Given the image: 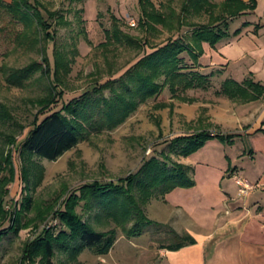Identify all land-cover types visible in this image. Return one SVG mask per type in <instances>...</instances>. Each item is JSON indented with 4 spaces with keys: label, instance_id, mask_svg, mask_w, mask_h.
<instances>
[{
    "label": "trees",
    "instance_id": "16d2710c",
    "mask_svg": "<svg viewBox=\"0 0 264 264\" xmlns=\"http://www.w3.org/2000/svg\"><path fill=\"white\" fill-rule=\"evenodd\" d=\"M258 2L184 0L178 9L173 0H140L138 27L155 36L166 30L170 35L161 44H153L149 35L141 37L124 31L121 19L113 14L112 27L106 31L107 42L139 50L145 48L146 52L118 77L98 82L60 109L51 110L65 95L60 86L61 77H67L72 68L66 51L55 52L53 73L47 43L56 39L54 19L59 24L66 19L44 8L40 0H0V38H9L16 48L39 50L42 55V61L32 60L23 66L4 63L0 70L5 82L11 87L24 88L40 74L51 79L53 92L50 100L42 102V109L21 140L16 131L7 130L16 125L23 131L28 127L18 121L13 107L0 99V243L5 234H19L32 223L31 219L25 220L34 205L31 196L25 197L20 206L15 205L13 212L5 207V199L10 194L9 185L18 175L15 152L20 153L25 161L20 177L25 179L28 188H36L43 179L45 168L34 158L57 160L91 135L114 130L141 104L166 88L174 97L194 102L196 98L189 97L187 92L210 90L214 78L222 74L221 70L210 73L200 70V58L205 54L204 43L216 47L223 39L240 34L242 28L232 31L233 19L256 10ZM215 94L237 103L253 102L264 98V84L252 77L243 81L228 77ZM235 136L200 127L191 134L173 138L168 145L170 152L164 150L161 156L145 159L136 172L126 177L82 185L70 194L65 209L46 206L39 220L43 221L53 213L62 221L64 229L58 236L48 229L45 234L30 240L19 264H55V244L64 240L80 243L73 249L75 254L82 248H89L98 255L108 254L118 238L117 228L97 230L78 212L81 202H85L87 208L97 209L100 223H114L128 236L140 234L154 222L147 214V206L154 197L166 200L167 194L173 190L197 184L195 167L175 160L172 154L188 157L212 139L233 143ZM196 242L191 235H185L183 241L162 247L178 250Z\"/></svg>",
    "mask_w": 264,
    "mask_h": 264
},
{
    "label": "rangeland",
    "instance_id": "374dc122",
    "mask_svg": "<svg viewBox=\"0 0 264 264\" xmlns=\"http://www.w3.org/2000/svg\"><path fill=\"white\" fill-rule=\"evenodd\" d=\"M40 1L44 8L63 15L66 19V22L61 24L55 19L52 22L57 35L55 40L47 43V47L53 73L55 52L65 53L66 51L72 68L67 77L62 75L63 82L61 81L60 86L64 89L65 95L59 98L51 110L60 109L64 103L92 89L98 82L102 83L112 77H118L146 52L145 48L139 50L119 44L111 45L107 42L106 34L107 29L112 27L114 14L121 19L124 31L141 37L149 35L138 27L141 13L140 0ZM183 2L184 0H173V4L178 9L182 7ZM262 16L264 17V6L261 5L257 13L250 18L260 20ZM133 20L135 24L132 23ZM240 23V19L232 21V29L240 26ZM169 35L165 30L156 33V36L149 35V38L153 44H161ZM255 54L256 52L253 55ZM214 56L220 63L225 62L220 53H215ZM208 59L210 60L211 57ZM32 60L42 61L39 50L28 51L16 48L15 43L9 38H0V69L4 63L23 66ZM257 65L254 64L252 57L244 61L235 58L229 71L226 74L224 72L225 75L214 78L213 87L210 90L187 92L189 97L196 98L194 102L174 97L169 88H166L155 98L141 104L123 124L114 130L91 135L57 160L34 158L45 168L43 179L36 188H28L25 179L20 177L25 161L20 153L15 152L18 175L9 185L10 194L5 199V207L13 212L15 205L20 206L25 197L31 196L34 205L27 212L25 220L31 219L32 223L23 228L19 234L9 232L4 235L0 243V264H19L24 248L30 240L45 234L48 229L55 236L64 229L62 221L53 213L43 221L39 220V215L46 206L53 205L55 210L65 209L66 200L70 194L82 185L98 180L103 182L118 180L136 172L145 159L154 155L161 156L164 150L170 152L168 145L175 137L191 134L200 127L208 128L215 133L224 132L225 129L220 122L221 117L228 108H231L233 113L238 103L228 97L216 95L215 90L220 88L224 77H241L245 68L254 69ZM210 71L203 70L204 73H210ZM51 91V79L47 76L38 74L27 87L17 88L8 86L0 70V99L13 107L18 121L28 127L23 131L16 125L14 129L10 128L7 131H16L18 139L21 140L42 109V102L50 100L53 93ZM42 117L43 115L40 119ZM216 143L221 142L220 140L212 141L190 158L172 154L175 160L195 167V179L199 185L198 197L195 198L199 219L196 228L208 231L215 226L218 215L222 219L225 214L223 195L229 192L237 200H248V206L254 211L247 214L248 218L243 223L246 229L248 227L250 235L254 231L253 219L257 218L254 202L257 200L256 196L264 200V190L257 183L258 187L249 195L239 197L235 177H232L234 171L230 170L221 181L220 175L227 166V160L221 145ZM187 197V194L180 193V199L187 200ZM167 203V200L154 197L147 206V214L154 221L153 224L146 226L140 234L128 236L114 223H100L97 219V209L87 208L85 202H81L77 207L78 212L97 230L108 231L114 227L117 228L116 243L108 254L98 255L89 248H82L75 254L73 249L80 246L78 242L73 243L70 240L56 242L55 264H174V252L169 250L167 256H162L164 249L162 246L183 241V235L177 232L179 225L174 217L176 211ZM249 221H252L251 226L247 224ZM50 224L52 228H49ZM8 225L9 222L6 226ZM245 240L247 242L252 240L247 238V233ZM238 242L239 237L230 236L217 244L215 249L219 251L218 256H216L217 250L207 251L209 261L211 259L210 264L214 258L219 260L224 250L226 254L233 253V250L239 248ZM182 253V256L187 255L185 252ZM204 258H206L205 255ZM183 262L184 264L198 263L190 262L189 257H184Z\"/></svg>",
    "mask_w": 264,
    "mask_h": 264
},
{
    "label": "crops",
    "instance_id": "0c3cea01",
    "mask_svg": "<svg viewBox=\"0 0 264 264\" xmlns=\"http://www.w3.org/2000/svg\"><path fill=\"white\" fill-rule=\"evenodd\" d=\"M261 5L264 6V0H259L256 10L233 19V21L236 19L241 20L240 26L232 29L234 31L242 28L240 34L223 39L217 44L216 48L211 47L208 42L204 43L205 54L200 58L201 71L205 69L209 71L221 70V75H225L235 58L244 61L252 57L254 64H258L254 69L247 67L241 77L227 76L224 79L232 77L238 81H243L248 77H252L264 84V17L262 16L260 20L250 18L257 13V9ZM250 38H252V41H250ZM235 51H237V54H235ZM254 52H256L255 55H253ZM215 53H220L225 62L220 63L217 61L214 58ZM209 57H211L210 60ZM235 108L236 110L233 113L231 108L226 109L220 121L225 129L222 133L236 134L233 143L215 138L205 146L214 140H220L221 142L216 144L221 145L227 160V166L220 175L222 177L221 181H223L227 171L230 170L234 171L232 177L237 174L248 177L253 182L261 185L264 190V98L248 103H238ZM198 187L197 182L194 187L177 188L166 196L167 204L171 205L176 211L174 217L179 225L177 232L183 236L191 235L197 241L195 244L183 246L178 250H170L175 255L174 264H184V257H189L190 262L197 261L196 264H210L211 259L209 261L207 251L217 250L215 249L217 244L230 236L239 237L237 244L239 248L233 250V253L228 252L227 254L224 250L220 254V259L214 258L211 264H264V200L262 198L258 199L259 196H256L257 200L254 202L256 203L254 208L257 218L253 219L254 231L250 235L248 234V227L246 229V225L243 223L248 218L247 214L254 211L248 206V200H237L229 192H225L223 195L222 201L225 206V214L222 219L218 215L215 226L208 229V231L207 229L203 231L196 228L199 222L197 199H195L198 197ZM180 193L187 194V200L180 199ZM251 223L252 221L247 222L250 226ZM246 233L247 238L252 240L248 242L245 240ZM168 251V248H164L161 253L162 256H167ZM182 252L187 255L182 256ZM218 253L217 250L216 256H218ZM204 255L206 258H204Z\"/></svg>",
    "mask_w": 264,
    "mask_h": 264
},
{
    "label": "built area",
    "instance_id": "2783aa9c",
    "mask_svg": "<svg viewBox=\"0 0 264 264\" xmlns=\"http://www.w3.org/2000/svg\"><path fill=\"white\" fill-rule=\"evenodd\" d=\"M133 24H135V20L132 21ZM235 182L238 186V196L244 197L250 194L251 191H253L258 184L251 181L248 177H245L243 175L237 174L235 176ZM56 224V223H55ZM52 224L49 225V227Z\"/></svg>",
    "mask_w": 264,
    "mask_h": 264
}]
</instances>
